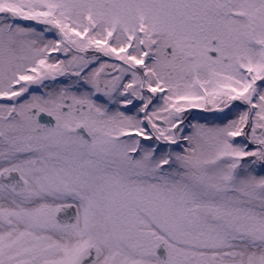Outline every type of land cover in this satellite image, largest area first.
I'll list each match as a JSON object with an SVG mask.
<instances>
[{
	"label": "snow or ice",
	"instance_id": "snow-or-ice-1",
	"mask_svg": "<svg viewBox=\"0 0 264 264\" xmlns=\"http://www.w3.org/2000/svg\"><path fill=\"white\" fill-rule=\"evenodd\" d=\"M0 264H264V0H0Z\"/></svg>",
	"mask_w": 264,
	"mask_h": 264
},
{
	"label": "flooded vegetation",
	"instance_id": "flooded-vegetation-1",
	"mask_svg": "<svg viewBox=\"0 0 264 264\" xmlns=\"http://www.w3.org/2000/svg\"><path fill=\"white\" fill-rule=\"evenodd\" d=\"M197 115H199V117H203L207 114H202V113H200L199 110H193L192 118L195 119V116H197Z\"/></svg>",
	"mask_w": 264,
	"mask_h": 264
},
{
	"label": "rangeland",
	"instance_id": "rangeland-1",
	"mask_svg": "<svg viewBox=\"0 0 264 264\" xmlns=\"http://www.w3.org/2000/svg\"><path fill=\"white\" fill-rule=\"evenodd\" d=\"M199 118L200 119V122H204V119L203 117H199V115L195 116V119Z\"/></svg>",
	"mask_w": 264,
	"mask_h": 264
}]
</instances>
